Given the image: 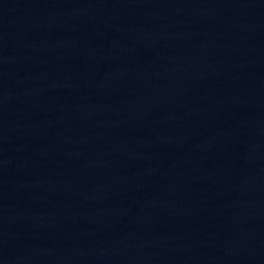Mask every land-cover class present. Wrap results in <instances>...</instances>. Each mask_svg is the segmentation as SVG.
<instances>
[{"label": "water", "instance_id": "water-1", "mask_svg": "<svg viewBox=\"0 0 264 264\" xmlns=\"http://www.w3.org/2000/svg\"><path fill=\"white\" fill-rule=\"evenodd\" d=\"M0 264H264V0H0Z\"/></svg>", "mask_w": 264, "mask_h": 264}]
</instances>
